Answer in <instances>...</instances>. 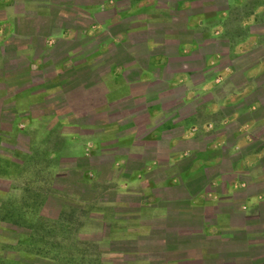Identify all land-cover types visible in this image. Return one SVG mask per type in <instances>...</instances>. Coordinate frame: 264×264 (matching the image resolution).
Segmentation results:
<instances>
[{
    "label": "crops",
    "instance_id": "obj_1",
    "mask_svg": "<svg viewBox=\"0 0 264 264\" xmlns=\"http://www.w3.org/2000/svg\"><path fill=\"white\" fill-rule=\"evenodd\" d=\"M35 156L108 165L170 264H264V0H0V181Z\"/></svg>",
    "mask_w": 264,
    "mask_h": 264
},
{
    "label": "rangeland",
    "instance_id": "obj_2",
    "mask_svg": "<svg viewBox=\"0 0 264 264\" xmlns=\"http://www.w3.org/2000/svg\"><path fill=\"white\" fill-rule=\"evenodd\" d=\"M0 165L5 167V163L1 161ZM35 168L29 167L27 168L29 172H27V169L23 170L21 166L10 167L15 173L18 171L16 173L17 180L11 184L0 181V193L10 188L11 195L19 194L23 181L28 177L26 173L35 175ZM43 169L45 172H42L41 178L36 176V185H41L46 180L48 186L52 183V186L54 184L56 188L62 190V192H55V195L50 197L44 208L45 213L56 217L64 202L84 208V211L87 210L82 212L79 208L77 212L83 222L78 235L80 238L96 240L100 244L98 249L102 252L104 263L170 264L172 262V249H163L162 241L147 238L145 236L147 234L139 235L138 238H125V236L136 235L134 230L140 231L137 230L140 227L137 221L140 220L141 213L136 207L138 198L122 194L118 190L117 177L108 165H99L95 159L84 160V174L71 172L57 177L50 174L52 170L49 171V167H43ZM128 174L129 172L126 171L125 176ZM33 175L31 179L34 180ZM137 187H139V183L132 185V188ZM119 202H130L131 205L116 207ZM154 212L155 210H149L146 214L150 216ZM146 218L148 217L145 216L144 219ZM153 231L156 232L154 228ZM152 233L150 232L149 235L152 236ZM28 236V229L0 220V256L18 260L22 264H54L55 262L50 258L17 250L10 246L18 244L20 241L27 243Z\"/></svg>",
    "mask_w": 264,
    "mask_h": 264
},
{
    "label": "trees",
    "instance_id": "obj_3",
    "mask_svg": "<svg viewBox=\"0 0 264 264\" xmlns=\"http://www.w3.org/2000/svg\"><path fill=\"white\" fill-rule=\"evenodd\" d=\"M28 164V167L22 169L26 170L32 165L36 167L35 175L26 173L28 177L23 181L20 193L11 195L10 188L0 193V220L29 230L27 243L20 241L10 246L50 258L54 264H106L98 249L100 244L96 240L80 238L78 235L83 222L77 212L79 208L83 212L84 208L64 202L56 217L45 213L44 208L50 197L57 191L62 192L54 184L52 186V183L48 186L46 180L43 184L36 185V176L43 175V167H48L49 162L45 163L43 157L35 156L32 163L28 160ZM12 166L20 167V162H7V167ZM32 175L34 180L31 179ZM0 264L22 263L0 256Z\"/></svg>",
    "mask_w": 264,
    "mask_h": 264
}]
</instances>
